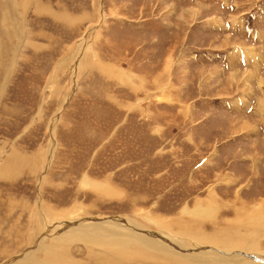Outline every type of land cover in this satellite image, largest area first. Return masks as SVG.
Instances as JSON below:
<instances>
[{
  "label": "rangeland",
  "instance_id": "obj_1",
  "mask_svg": "<svg viewBox=\"0 0 264 264\" xmlns=\"http://www.w3.org/2000/svg\"><path fill=\"white\" fill-rule=\"evenodd\" d=\"M263 82L264 0H0V264H264Z\"/></svg>",
  "mask_w": 264,
  "mask_h": 264
},
{
  "label": "bare ground",
  "instance_id": "obj_2",
  "mask_svg": "<svg viewBox=\"0 0 264 264\" xmlns=\"http://www.w3.org/2000/svg\"><path fill=\"white\" fill-rule=\"evenodd\" d=\"M14 5V4H13ZM8 20V19H7ZM2 24V23H1ZM233 76H235V75H233ZM264 83V82H263ZM102 186V185H101ZM102 188V187H101ZM106 189V188H105ZM121 194V193H120ZM261 205V204H260ZM245 207V206H244ZM256 212V211H255ZM254 212V213H255ZM258 213H260V212H258ZM256 217H257V215H256ZM252 218V217H251ZM256 224V223H255ZM97 226H99V225H97ZM135 231H136V229H134ZM219 230V229H218ZM221 232V231H220ZM246 233V232H245ZM222 234V233H221ZM249 234V233H248ZM133 237H135V238H137L138 240H141V242L142 243H144V244H146L147 246H149V247H151L152 249L153 248H155V250L156 249H162V248H159V247H157V246H153V245H158V243H159V241H154V243H152V242H150L149 240H148V236L145 238V242H144V240H143V238H142V234H138V236H135V235H132ZM223 236H224V234H223ZM150 237V236H149ZM152 237V236H151ZM150 239V238H149ZM151 241H152V239H150ZM155 240V239H154ZM202 240H205V239H199L198 241H202ZM226 240L227 239H225L224 238V241L225 242H223V243H221L220 241H217L216 242V240H213V242L212 241H208L209 243V245H216V246H221V245H224L223 247L224 248H227V246H226V244H227V242H226ZM257 240V239H256ZM92 242V241H91ZM215 242V243H214ZM241 242V243H240ZM93 243V242H92ZM111 243V242H110ZM140 243V242H139ZM247 242H244V241H241V239L238 241V240H234V239H231L230 237H229V241H228V244H230L231 245V247H233V249L231 248V251L232 250H239V246H244L245 244H246ZM94 244V243H93ZM111 245V244H110ZM254 245L255 244H252V248H254ZM159 246V245H158ZM110 247V246H109ZM161 247V246H160ZM163 247V246H162ZM234 247H237L238 249H236V248H234ZM106 248V247H105ZM164 248V247H163ZM183 248V247H182ZM243 248H246V247H243ZM168 249V248H167ZM229 249V251H230V247L228 248ZM242 249V248H241ZM109 250V249H108ZM164 250V249H163ZM169 250V249H168ZM247 251H242L241 250V252H240V254L242 255L244 252L246 253V252H248V251H250V248L249 247H247V249H246ZM254 250H255V248H254ZM240 251V250H239ZM252 251V250H251ZM110 252H111V250H110ZM116 252V251H115ZM121 252V251H120ZM174 252H176V250H174ZM233 252V251H232ZM107 253H109V252H107ZM114 253V252H113ZM112 253V254H113ZM228 253H230V252H228ZM237 253V252H236ZM117 254H119V252H117ZM179 254V253H178ZM250 254V253H249ZM105 256H106V254H104ZM111 255V254H110ZM135 255V254H134ZM180 255V254H179ZM215 255V258L217 259H219V260H224V261H226V262H228L229 263V261L231 262V264L232 263H235V264H239V263H241V262H244V261H251V260H255V261H257L256 259H258V257H255V259L251 256V257H244V258H241V257H239V256H237V257H233V256H230V255H225V254H214ZM216 255H218V256H216ZM116 256V255H115ZM121 256V255H120ZM110 257L111 256H108V258L110 259ZM117 257H118V255L116 256V259H117ZM213 257V256H212ZM113 258H114V255H113ZM119 258V257H118ZM129 258V256L128 257H122V259H121V261H123V259H128ZM141 259V258H140ZM144 259H146V260H149V261H151L150 259H148L147 257L146 258H144ZM113 260H115V259H113ZM201 260V259H200ZM203 261L204 260H206L207 262L208 261H213L214 260V258H204V259H202ZM259 261V260H258ZM261 262H264V260H260Z\"/></svg>",
  "mask_w": 264,
  "mask_h": 264
}]
</instances>
